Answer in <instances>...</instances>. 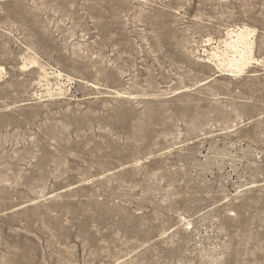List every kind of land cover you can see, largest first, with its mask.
I'll return each mask as SVG.
<instances>
[{
  "label": "rangeland",
  "instance_id": "rangeland-1",
  "mask_svg": "<svg viewBox=\"0 0 264 264\" xmlns=\"http://www.w3.org/2000/svg\"><path fill=\"white\" fill-rule=\"evenodd\" d=\"M0 264H264V0H0Z\"/></svg>",
  "mask_w": 264,
  "mask_h": 264
},
{
  "label": "bare ground",
  "instance_id": "bare-ground-1",
  "mask_svg": "<svg viewBox=\"0 0 264 264\" xmlns=\"http://www.w3.org/2000/svg\"><path fill=\"white\" fill-rule=\"evenodd\" d=\"M252 30L248 28H242L235 31L228 32V40H225L226 46L230 48L229 53L223 52L217 54L212 53V56L218 61V66L224 67V70H228L231 73L241 72L250 63L253 58L252 55V42L248 41ZM43 74L41 80L48 82L50 74L44 67H41ZM57 76H61V73H57Z\"/></svg>",
  "mask_w": 264,
  "mask_h": 264
}]
</instances>
